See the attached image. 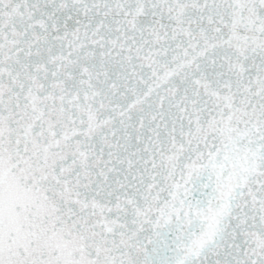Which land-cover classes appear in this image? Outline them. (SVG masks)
<instances>
[{"label": "snow or ice", "instance_id": "6c2138e0", "mask_svg": "<svg viewBox=\"0 0 264 264\" xmlns=\"http://www.w3.org/2000/svg\"><path fill=\"white\" fill-rule=\"evenodd\" d=\"M0 264H264V0H0Z\"/></svg>", "mask_w": 264, "mask_h": 264}]
</instances>
